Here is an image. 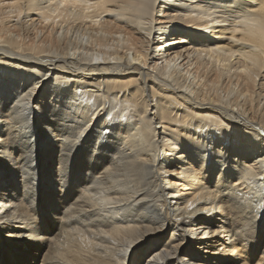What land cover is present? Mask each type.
<instances>
[{"label":"bare ground","instance_id":"bare-ground-1","mask_svg":"<svg viewBox=\"0 0 264 264\" xmlns=\"http://www.w3.org/2000/svg\"><path fill=\"white\" fill-rule=\"evenodd\" d=\"M0 213V264H264V0H0Z\"/></svg>","mask_w":264,"mask_h":264},{"label":"rangeland","instance_id":"rangeland-1","mask_svg":"<svg viewBox=\"0 0 264 264\" xmlns=\"http://www.w3.org/2000/svg\"><path fill=\"white\" fill-rule=\"evenodd\" d=\"M35 139V137H32L31 138V142H33V143H37V141L38 140H34ZM50 140H52V139H50V137H49V139H48V141H50ZM48 141H47V139H46V143H48ZM54 142V141H53ZM38 143H39V141H38ZM40 144V143H39ZM50 144H53L52 143V141H50ZM165 161H167V164H169V162L171 161V159H165ZM180 161V159H178L177 160V162H179ZM4 201V200H3ZM3 204V203H2ZM1 204V205H2ZM1 214V213H0ZM5 220V219H4ZM4 220L2 221V223L4 222ZM14 242H17V240H14ZM41 259H42V257H37V258H34V256L33 255H31V257L28 259V260H26V261H24L22 264H40L41 263Z\"/></svg>","mask_w":264,"mask_h":264}]
</instances>
